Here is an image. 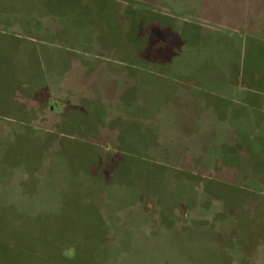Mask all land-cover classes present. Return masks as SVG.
Here are the masks:
<instances>
[{"label": "rangeland", "instance_id": "rangeland-1", "mask_svg": "<svg viewBox=\"0 0 264 264\" xmlns=\"http://www.w3.org/2000/svg\"><path fill=\"white\" fill-rule=\"evenodd\" d=\"M0 264H264V0H0Z\"/></svg>", "mask_w": 264, "mask_h": 264}, {"label": "crops", "instance_id": "crops-1", "mask_svg": "<svg viewBox=\"0 0 264 264\" xmlns=\"http://www.w3.org/2000/svg\"><path fill=\"white\" fill-rule=\"evenodd\" d=\"M203 77H204V78L200 79V82L202 83V88H203V85L205 84V82H206L208 76H203ZM228 81H230V80H228ZM228 83H229V82H228ZM191 86L193 87V85H191ZM202 88H200V91L205 92V91L202 90ZM207 92H208V91H207ZM228 99L231 100L232 102H235V99H232V98H228Z\"/></svg>", "mask_w": 264, "mask_h": 264}]
</instances>
